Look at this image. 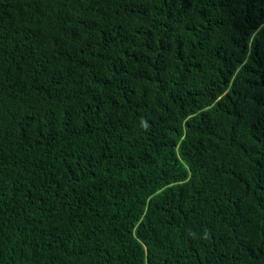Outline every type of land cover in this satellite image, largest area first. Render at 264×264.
<instances>
[{"label": "trees", "instance_id": "1", "mask_svg": "<svg viewBox=\"0 0 264 264\" xmlns=\"http://www.w3.org/2000/svg\"><path fill=\"white\" fill-rule=\"evenodd\" d=\"M0 264H264V0H0Z\"/></svg>", "mask_w": 264, "mask_h": 264}, {"label": "bare ground", "instance_id": "2", "mask_svg": "<svg viewBox=\"0 0 264 264\" xmlns=\"http://www.w3.org/2000/svg\"><path fill=\"white\" fill-rule=\"evenodd\" d=\"M56 14V13H55ZM57 15V14H56ZM84 186V185H83ZM84 187H86V186H84ZM91 189V188H90ZM35 238H36V236H35ZM46 239V238H45ZM38 241V240H37ZM56 243V242H55ZM91 257V256H90ZM57 262V261H56Z\"/></svg>", "mask_w": 264, "mask_h": 264}]
</instances>
